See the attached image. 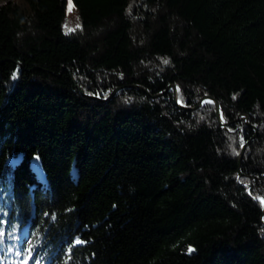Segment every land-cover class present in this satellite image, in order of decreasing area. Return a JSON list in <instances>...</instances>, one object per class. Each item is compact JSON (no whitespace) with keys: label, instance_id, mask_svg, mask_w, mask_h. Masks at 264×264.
I'll return each instance as SVG.
<instances>
[{"label":"trees","instance_id":"16d2710c","mask_svg":"<svg viewBox=\"0 0 264 264\" xmlns=\"http://www.w3.org/2000/svg\"><path fill=\"white\" fill-rule=\"evenodd\" d=\"M69 2L0 6V264H264V0Z\"/></svg>","mask_w":264,"mask_h":264},{"label":"rangeland","instance_id":"374dc122","mask_svg":"<svg viewBox=\"0 0 264 264\" xmlns=\"http://www.w3.org/2000/svg\"><path fill=\"white\" fill-rule=\"evenodd\" d=\"M8 0H0V6L6 3ZM67 20L70 25L69 28H74L77 25L76 21V12L74 10V2L73 0H70L68 4V11H67Z\"/></svg>","mask_w":264,"mask_h":264},{"label":"water","instance_id":"95a60500","mask_svg":"<svg viewBox=\"0 0 264 264\" xmlns=\"http://www.w3.org/2000/svg\"><path fill=\"white\" fill-rule=\"evenodd\" d=\"M175 97L177 98V90H176V88H175ZM216 104H217V107H218V111H220V105H219V103L216 102Z\"/></svg>","mask_w":264,"mask_h":264},{"label":"snow or ice","instance_id":"6c2138e0","mask_svg":"<svg viewBox=\"0 0 264 264\" xmlns=\"http://www.w3.org/2000/svg\"><path fill=\"white\" fill-rule=\"evenodd\" d=\"M165 63H167V61H165ZM13 78H15V77H13ZM262 202H264V201H262ZM188 251H189V252H191V251H192V249H191V248H189V249H188Z\"/></svg>","mask_w":264,"mask_h":264}]
</instances>
